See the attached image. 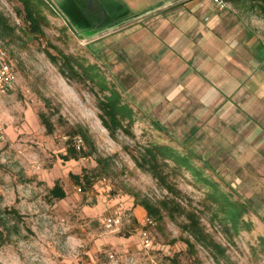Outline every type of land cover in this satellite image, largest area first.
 <instances>
[{"label":"rangeland","instance_id":"374dc122","mask_svg":"<svg viewBox=\"0 0 264 264\" xmlns=\"http://www.w3.org/2000/svg\"><path fill=\"white\" fill-rule=\"evenodd\" d=\"M86 1L42 0L43 36H34L26 28L22 5L0 0V14L13 29L0 40V49L15 81L11 92L0 94V219L8 229L0 264H264V159L237 151L241 139L231 137L223 110L158 104L160 91L146 88L147 78L119 79L112 69L109 74L110 58L97 55L106 39L98 44L86 40L126 17L105 24L82 11ZM227 3L264 43L261 4ZM63 57L75 73L62 65ZM123 60L135 69L132 61ZM88 66L96 68L93 81ZM104 87L119 93L132 111L131 124L123 119V128L113 136L99 119L98 100L109 95ZM39 114L49 120L51 133ZM79 131L86 133V142ZM76 138L83 142L79 158L62 161L67 143ZM152 145L172 149L189 162L190 168L173 161L161 164L172 192L135 164ZM71 176L80 177L79 183ZM54 184L63 189L64 199L49 196ZM218 194L242 205L235 228L214 202ZM143 200L159 208L176 204L180 212L169 217L164 211L161 223H155L137 205ZM134 208L141 214L133 215ZM117 212H124L122 223L105 227L102 222ZM183 213L195 216L218 250L194 244L193 255L186 253L183 241L194 242L184 231ZM142 230L153 242L148 249L139 239Z\"/></svg>","mask_w":264,"mask_h":264},{"label":"crops","instance_id":"0c3cea01","mask_svg":"<svg viewBox=\"0 0 264 264\" xmlns=\"http://www.w3.org/2000/svg\"><path fill=\"white\" fill-rule=\"evenodd\" d=\"M96 1L97 8L87 0L82 11L105 24L126 17L103 38L86 40L106 39L97 55L110 58L109 74L147 78L146 88L160 91L158 104L223 110L231 137L241 139L237 151L264 159V43L234 9H217L211 0Z\"/></svg>","mask_w":264,"mask_h":264},{"label":"trees","instance_id":"16d2710c","mask_svg":"<svg viewBox=\"0 0 264 264\" xmlns=\"http://www.w3.org/2000/svg\"><path fill=\"white\" fill-rule=\"evenodd\" d=\"M23 8L24 13V22L26 24V28L31 35L34 36H43V32L41 30V21H44V17L41 14L40 7L45 5L42 0H17ZM257 1L261 5V9L264 12V0H252ZM13 33V29L8 25L6 19L0 14V40H3L6 37H9ZM48 58L50 61L55 62V57L48 53ZM62 65L67 67L70 71L75 73L69 58L63 57ZM87 71H91L93 75L89 76L90 81H93L95 78L96 72L95 67L88 66ZM95 72V73H94ZM84 75L87 73L84 71ZM62 76H65V72L60 71ZM105 88V87H104ZM105 90L109 93V95L102 100H98L97 108L100 111L99 119L101 121L102 126L109 132L110 136H113L115 130L122 129L121 122L123 119H128L127 124H131V115L132 111L128 106L122 104L121 96L119 93L114 91L113 89ZM39 121L42 126L46 129L48 133H51V125L49 120L44 114L38 115ZM78 134L82 136V139L86 142V133L83 131H79ZM67 148L65 150V155L61 157V160L64 162L67 161H76L79 156V151H76L71 143H67ZM168 161L175 162L176 165L183 166L185 168H190L189 162L187 159L180 157L175 151L163 146H155L152 145L142 151L139 155V158L135 159L136 166L144 171L149 173L156 181L160 184L161 187L165 188L167 191H171L170 186L165 182L166 175L163 173L161 166L164 167ZM98 164V161L96 162ZM85 178V184L90 186V179L86 176L82 175ZM76 184L79 183L80 177L71 176ZM49 196L53 199L62 200L65 198V193L63 189L58 185L54 184L51 190L49 191ZM215 203H219L221 206V211L225 215L227 219H229L231 226L235 228L237 225L238 219L243 212L242 205H236L235 203L228 201V199L221 194L214 195L213 198ZM146 213L148 220H151L155 223H161L163 220L162 212H166L169 217H173L172 212L180 210V207L176 204H172V207L167 205L166 203L161 204L162 207H156L152 205L146 200L140 201L138 204ZM180 212V211H178ZM184 218L186 220V225L184 226V231L189 235V237L193 240L194 243H191L189 240L183 241L186 246V253L188 255H193L194 253V244L209 247L211 249L218 250L219 247L213 245L210 239L205 235L202 230L199 228L198 221L196 220L193 214L183 213ZM4 223L0 219V244L5 243L6 234L8 233V229H4Z\"/></svg>","mask_w":264,"mask_h":264},{"label":"built area","instance_id":"2783aa9c","mask_svg":"<svg viewBox=\"0 0 264 264\" xmlns=\"http://www.w3.org/2000/svg\"><path fill=\"white\" fill-rule=\"evenodd\" d=\"M217 9L229 8L227 0H211ZM14 76L7 60L5 53L0 49V94H7L14 88ZM0 139H1V128H0ZM76 151H80L83 148V142L81 139L76 138L72 143ZM124 212H117L114 215L106 218L102 224L107 228H113L122 223ZM149 223V221H147ZM139 239L143 248L148 249L152 246V239L146 231H141Z\"/></svg>","mask_w":264,"mask_h":264}]
</instances>
